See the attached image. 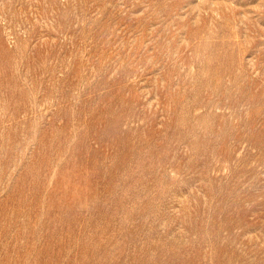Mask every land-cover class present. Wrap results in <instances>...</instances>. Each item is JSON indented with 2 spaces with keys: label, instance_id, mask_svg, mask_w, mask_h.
Segmentation results:
<instances>
[{
  "label": "rangeland",
  "instance_id": "374dc122",
  "mask_svg": "<svg viewBox=\"0 0 264 264\" xmlns=\"http://www.w3.org/2000/svg\"><path fill=\"white\" fill-rule=\"evenodd\" d=\"M0 264H264V0H0Z\"/></svg>",
  "mask_w": 264,
  "mask_h": 264
}]
</instances>
